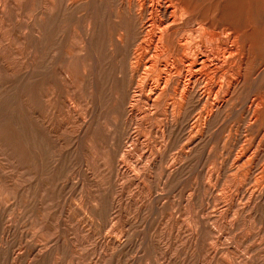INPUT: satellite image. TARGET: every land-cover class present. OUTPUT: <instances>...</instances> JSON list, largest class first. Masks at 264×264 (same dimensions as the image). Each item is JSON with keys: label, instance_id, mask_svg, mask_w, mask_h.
<instances>
[{"label": "rangeland", "instance_id": "374dc122", "mask_svg": "<svg viewBox=\"0 0 264 264\" xmlns=\"http://www.w3.org/2000/svg\"><path fill=\"white\" fill-rule=\"evenodd\" d=\"M67 1L0 0V264H264V66L199 132L134 104L135 7Z\"/></svg>", "mask_w": 264, "mask_h": 264}, {"label": "bare ground", "instance_id": "6f19581e", "mask_svg": "<svg viewBox=\"0 0 264 264\" xmlns=\"http://www.w3.org/2000/svg\"><path fill=\"white\" fill-rule=\"evenodd\" d=\"M68 1L70 4H72L73 1H84V4L89 0ZM224 1L225 0L125 1L129 8V12H132V9L135 7L133 15L135 14L136 25L140 32L138 37L139 41L135 47L134 53L135 76L137 77L136 93L139 99L136 100L134 104H137L140 102V99L144 98L142 104L144 108L143 111H164L165 114L170 112L168 115H170L171 118H175V116L179 115L182 111H206L203 115H200L198 112L200 117L198 115L197 120L196 118L193 119V121L196 120L193 124L195 130H199V132L203 129L208 120H210L213 112L231 108L230 103L236 97L238 88L245 84L247 78L257 76L264 64L260 60L261 57H259V51L257 49V46L261 42V32L254 27L246 25L249 23L244 22L242 25H238L241 22L236 24L234 21L226 19L223 16L221 4L222 2L224 3ZM256 1L258 2V0H252V2ZM83 4L80 5L82 6ZM204 4H207L206 6L210 7V9L203 8L205 6ZM259 10H253V14H255L256 17H262L263 10H261L262 12ZM93 12L95 13V11ZM248 13L249 12H247V16ZM90 15L92 14H89V16ZM91 17L94 16H90V18ZM254 22H256L255 19ZM90 23L92 24L91 21ZM125 35H127V33ZM138 38L136 40H138ZM85 49H87V47ZM83 50L84 49H82V51ZM72 59H74V57ZM258 81L259 80H257V82ZM263 85L261 87H263ZM261 87H259V89ZM262 91L263 93L251 98L247 106H244L243 109H245V111H264V90ZM237 101H235V103ZM254 119V121L257 122L259 115L255 116ZM262 119L263 118H261V121ZM167 122H165V126L168 128L169 124ZM190 122L192 123V121ZM259 123H255L256 127ZM259 126L261 128V125ZM242 156L243 158L250 157L249 151H244ZM252 160L251 158V162Z\"/></svg>", "mask_w": 264, "mask_h": 264}]
</instances>
